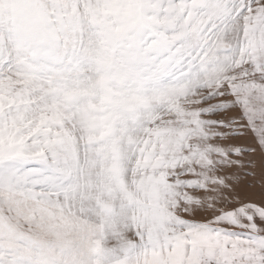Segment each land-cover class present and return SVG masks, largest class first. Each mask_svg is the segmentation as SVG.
I'll use <instances>...</instances> for the list:
<instances>
[{"label":"snow or ice","instance_id":"obj_1","mask_svg":"<svg viewBox=\"0 0 264 264\" xmlns=\"http://www.w3.org/2000/svg\"><path fill=\"white\" fill-rule=\"evenodd\" d=\"M0 264H264V0H0Z\"/></svg>","mask_w":264,"mask_h":264}]
</instances>
